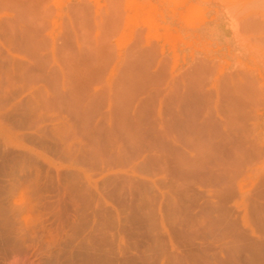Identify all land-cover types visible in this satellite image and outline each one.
<instances>
[{"label":"bare ground","instance_id":"bare-ground-1","mask_svg":"<svg viewBox=\"0 0 264 264\" xmlns=\"http://www.w3.org/2000/svg\"><path fill=\"white\" fill-rule=\"evenodd\" d=\"M48 3L0 0L3 264H264L253 74L115 52L76 5L55 32Z\"/></svg>","mask_w":264,"mask_h":264},{"label":"rangeland","instance_id":"rangeland-1","mask_svg":"<svg viewBox=\"0 0 264 264\" xmlns=\"http://www.w3.org/2000/svg\"><path fill=\"white\" fill-rule=\"evenodd\" d=\"M47 2L54 11L50 28L55 32L60 31L61 16L67 7L76 5L86 10L85 13L89 12L87 14L92 19V27L93 24L101 26L102 29L110 26L109 31L104 30L103 33L98 27H94L93 31L98 35L99 32L104 35L107 31L115 52L124 51L134 42L135 37L141 36L147 46L153 44L157 46L159 52L164 50L169 69L181 67L184 69L189 64L193 66L198 60L195 58V61L194 57L204 56L211 59L212 63L215 62L219 68L217 73L219 77L223 73L246 69L249 74H253L257 85L255 87L259 94L261 93L258 101L250 106L255 107L251 111L264 114V0H47ZM113 10L117 15L112 12ZM112 16L117 19H113ZM105 21L117 24L111 25ZM107 34L105 35L108 36ZM207 88L213 91L212 87ZM249 119L246 120L248 126L251 123ZM240 184L246 189L251 181L247 178ZM176 248L177 244L174 249ZM179 248L182 250L179 246L178 251H181ZM40 258V255L33 256L37 264H41ZM199 261L197 260L198 263ZM208 263L214 264L211 260L205 264ZM0 264H3L1 259Z\"/></svg>","mask_w":264,"mask_h":264}]
</instances>
